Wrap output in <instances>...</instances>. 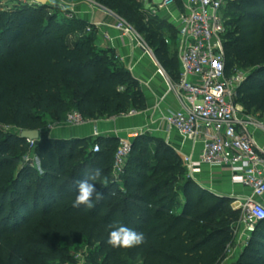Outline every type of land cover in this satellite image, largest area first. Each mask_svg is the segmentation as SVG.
Wrapping results in <instances>:
<instances>
[{
	"label": "trees",
	"instance_id": "1",
	"mask_svg": "<svg viewBox=\"0 0 264 264\" xmlns=\"http://www.w3.org/2000/svg\"><path fill=\"white\" fill-rule=\"evenodd\" d=\"M131 23L153 49L172 80L178 78V51L156 17L146 19L142 0H96ZM181 5V0H176ZM37 3L0 10V264H67L85 243L87 261L101 264H219L234 240L240 220L233 199L188 177L181 156L166 141L152 149L151 134H139L119 181L112 176L116 137H41L29 149L27 138L2 127L41 130L46 114L65 121L76 110L85 119L115 117L147 106L138 81L111 48H100L75 16L48 15L56 8ZM181 7V6H180ZM65 13V12H64ZM226 69L247 77L237 102L264 116V0H238L225 12ZM177 72V74H176ZM93 146L99 143L100 151ZM30 152L38 168L24 157ZM92 181L104 193L94 207H73L77 179L95 168ZM112 221L143 232L146 242L125 249L107 243L104 225ZM235 264H264V220Z\"/></svg>",
	"mask_w": 264,
	"mask_h": 264
},
{
	"label": "built area",
	"instance_id": "2",
	"mask_svg": "<svg viewBox=\"0 0 264 264\" xmlns=\"http://www.w3.org/2000/svg\"><path fill=\"white\" fill-rule=\"evenodd\" d=\"M238 0H184V11L179 14V74L172 80L158 62V72L166 77L170 90L180 102V109L164 115L169 129H175L182 141L201 146V154L194 159L193 154L182 156L188 177L202 171L203 166L229 170L234 184L250 189L251 193L238 206L241 217L234 231V241L239 238L245 247L257 223L264 220V147L254 136V130L264 133V121L246 112L237 100L238 89L247 77V71L236 67L229 74L226 69L227 20L225 15L229 5ZM10 0H0V10H11ZM176 0H162L149 5L151 15L157 17L163 10H169ZM173 17V16H172ZM114 27L120 31L122 39L131 37L141 41L135 27L122 17H118ZM91 31V27H87ZM144 41V40H142ZM145 42V41H144ZM168 43V40H166ZM146 51L155 55L145 42ZM136 111L131 110L132 115ZM76 110L68 113L66 122L78 126L88 122ZM144 130L132 131L129 137H119L115 153L112 176L121 179L132 150V140ZM97 128L94 137H98ZM29 149L36 147L37 139H27ZM95 143L93 151H100ZM27 162L35 161L36 155L25 156ZM226 252L231 254V244ZM87 252L76 256V264H89Z\"/></svg>",
	"mask_w": 264,
	"mask_h": 264
},
{
	"label": "crops",
	"instance_id": "3",
	"mask_svg": "<svg viewBox=\"0 0 264 264\" xmlns=\"http://www.w3.org/2000/svg\"><path fill=\"white\" fill-rule=\"evenodd\" d=\"M84 2L74 1L68 4L70 16H75L86 23V29L72 34L70 41L74 43L89 33L96 36V44L100 48H111L130 70L133 77L138 81L139 88L145 97L147 106L144 109H132L136 113H128L115 117H99L89 120L87 125L68 126L65 121H57L50 128L39 130L41 137H50L56 139H90L94 140V130L97 128L98 137H129L132 131L144 130L145 133L152 136H158L171 145L180 155L193 154L194 159H198L201 154V146L190 142H183L175 129H169L164 115L171 111L180 109V102L175 94L170 90L168 80L158 72V62L162 63L156 55L150 54L144 48V41H138L131 37L122 39L120 31L114 25L118 15L103 6H94V0H83ZM184 0L181 5L178 1L169 10H163L157 17L158 23L168 24V30L174 31L175 41L168 40L171 44V51H178L177 65L179 68V39H178V21L185 7ZM154 3V2H153ZM147 3L145 10L149 11ZM181 6V7H180ZM173 16V17H172ZM152 18H155L152 16ZM87 27L92 30L88 31ZM166 29V31H167ZM170 31H167L169 34ZM171 37V36H170ZM155 54V53H154ZM158 62H157V61ZM164 68V66H163ZM165 69V68H164ZM166 70V69H165ZM180 70V68H179ZM167 72V71H166ZM179 73V72H178ZM168 74V73H167ZM177 74V72H176ZM169 76V75H168ZM170 77V76H169ZM131 111V110H130ZM254 136L260 146L264 147V133L261 130H254ZM133 140V137H130ZM195 180L202 182V187L219 195L235 198V203L240 204L243 198L248 196L251 191L247 187L234 184L231 180L229 170L225 168H213L203 166L202 171L195 176ZM245 197V198H246ZM258 201L264 202V196L258 198ZM239 205H236V209ZM241 242L238 239L231 243V254L221 260V264H235L242 250Z\"/></svg>",
	"mask_w": 264,
	"mask_h": 264
},
{
	"label": "clouds",
	"instance_id": "4",
	"mask_svg": "<svg viewBox=\"0 0 264 264\" xmlns=\"http://www.w3.org/2000/svg\"><path fill=\"white\" fill-rule=\"evenodd\" d=\"M101 176V168H95L91 174H85L82 178L75 181L76 195L73 201V207L81 205L92 208L94 201L99 202L104 199V193L97 187L94 181ZM104 230L108 232L107 243L113 248L130 249L141 246L146 242L143 232H138L117 221H112L104 225Z\"/></svg>",
	"mask_w": 264,
	"mask_h": 264
},
{
	"label": "rangeland",
	"instance_id": "5",
	"mask_svg": "<svg viewBox=\"0 0 264 264\" xmlns=\"http://www.w3.org/2000/svg\"><path fill=\"white\" fill-rule=\"evenodd\" d=\"M16 1H18L17 3L18 4H16L15 5V7L14 8H19V7H21V6H23V5H27V4H32L33 2H31V1H29V0H10V2L9 3H11V5L12 4H14V2H16ZM74 1H80V2H84L83 0H50V3L52 4V5H55V6H57L56 8H49V9H47V13H48V15H55V16H57V14H59V16H61V15H66V16H68V17H72V16H70V14H71V11L70 10H68V7H69V5L67 4H65V3H70V2H74ZM96 3H94V6H102L100 3H98L96 0H94ZM143 2H144V4H145V7H146V4L147 3H151V4H153V2H155V3H157V2H160V1H162V0H142ZM104 7V6H103ZM13 8V9H14ZM65 12V13H64ZM145 17H146V19H151L152 18V15H151V12L150 11H147V10H145ZM161 25H163L162 27H164L165 29H167L168 28V24H166L165 22H162V24ZM136 29V28H135ZM168 31H170V33H169V35H168V37H170L171 35H173L174 34V31H172V30H168ZM139 35H140V37L142 38V40H144L145 41V37H144V35L143 34H140L139 33ZM171 45V44H170ZM251 114L255 117V118H257V119H259V120H263L264 121V116L260 113V112H257V111H255V110H253V111H251ZM44 117H45V123H46V125H45V128L47 127V128H50L51 126H54V124L57 122V121H60V120H58L54 115H51V114H46V115H44ZM66 124L68 125V126H74V125H70V124H68L67 122H66ZM83 125H87V122L86 123H84ZM79 126H82V125H79ZM74 127H77V126H74ZM3 128V130L6 132V133H17V134H22V132L24 131V130H21V129H19V128H15V127H9V126H4V127H2ZM154 137V139H156V140H161L162 138H159L158 136H153ZM160 140H159V142L158 143H153L152 144V149L153 150H155L156 149V147H160L161 146V142H160ZM163 140V139H162ZM165 141V140H164ZM91 147H93V143H91ZM30 156H34V154L32 153V152H30L29 151V153H28ZM179 154V153H178ZM180 155V154H179ZM181 156V158H182V156L183 155H180ZM24 160L26 161V159H25V157H24ZM34 164H36L37 165V167L39 168V166H38V163H36L35 161H32ZM201 186H202V182L201 181H197ZM219 195V194H218ZM246 197V196H245ZM243 198V201L246 199V198ZM233 199V201L231 202V207L233 208V209H236V205H239V204H237V203H235V198H232ZM241 211V210H240ZM240 215H241V213H240ZM87 252V255L89 254V249L87 248V245L85 244V243H83V244H80V245H77L76 247H75V249L73 250V255H74V262H71V263H67V264H76L77 263V259H76V256L78 255V254H80V253H86ZM228 254H229V252H226V256H228ZM88 257V256H87ZM86 257V258H87ZM102 259H103V254H100V253H96V254H94L93 256H92V260H93V264H101V261H102ZM219 264H221V263H219Z\"/></svg>",
	"mask_w": 264,
	"mask_h": 264
},
{
	"label": "water",
	"instance_id": "6",
	"mask_svg": "<svg viewBox=\"0 0 264 264\" xmlns=\"http://www.w3.org/2000/svg\"><path fill=\"white\" fill-rule=\"evenodd\" d=\"M33 3H37L39 5H48L50 0H29ZM21 136L26 137L27 139H39L40 138V132L39 130H24L21 134ZM40 165V162H39Z\"/></svg>",
	"mask_w": 264,
	"mask_h": 264
}]
</instances>
